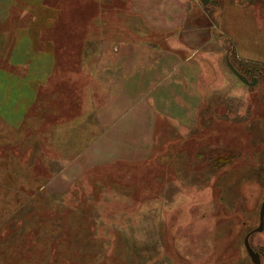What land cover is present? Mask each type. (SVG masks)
Listing matches in <instances>:
<instances>
[{"label": "rangeland", "instance_id": "rangeland-1", "mask_svg": "<svg viewBox=\"0 0 264 264\" xmlns=\"http://www.w3.org/2000/svg\"><path fill=\"white\" fill-rule=\"evenodd\" d=\"M185 3L202 30L195 126L141 165L67 182L71 150L95 132L79 103L92 123L98 39L129 25V7L0 0V264H253L243 240L264 202V0ZM249 243L264 264V229Z\"/></svg>", "mask_w": 264, "mask_h": 264}, {"label": "crops", "instance_id": "crops-1", "mask_svg": "<svg viewBox=\"0 0 264 264\" xmlns=\"http://www.w3.org/2000/svg\"><path fill=\"white\" fill-rule=\"evenodd\" d=\"M125 3L129 25L98 39L101 56L94 78L103 93H97L92 123L88 108L78 102L85 110L81 118L86 116L95 132L88 129L85 146L71 150L70 165L62 173L67 182L90 169L143 164L156 143L184 137L202 107V61L196 57L202 30L187 23L185 0ZM66 109L73 120V108ZM65 130L69 143V124Z\"/></svg>", "mask_w": 264, "mask_h": 264}, {"label": "water", "instance_id": "water-1", "mask_svg": "<svg viewBox=\"0 0 264 264\" xmlns=\"http://www.w3.org/2000/svg\"><path fill=\"white\" fill-rule=\"evenodd\" d=\"M208 1L210 0H202V3L203 4H206ZM227 65L229 67V69L231 70V72L233 73V75H235L237 78H239L242 82L246 83V84H253L255 81H253V83H250L249 80L241 75L235 68L234 66L229 62L227 61ZM254 79V78H253ZM259 224H258V227L255 228L254 230L248 232L245 237H244V240H243V244H244V247H245V250H246V253L247 255L249 256L251 262L253 264H260L261 262V258H260V253L255 251L250 243H249V237L250 235H252L253 233H256V232H262L263 229H264V202L261 204V207H260V211H259Z\"/></svg>", "mask_w": 264, "mask_h": 264}]
</instances>
